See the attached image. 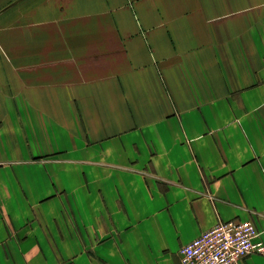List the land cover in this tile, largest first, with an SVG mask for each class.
Masks as SVG:
<instances>
[{"label": "crops", "instance_id": "obj_1", "mask_svg": "<svg viewBox=\"0 0 264 264\" xmlns=\"http://www.w3.org/2000/svg\"><path fill=\"white\" fill-rule=\"evenodd\" d=\"M233 218L264 244V0H0V264H182Z\"/></svg>", "mask_w": 264, "mask_h": 264}, {"label": "built area", "instance_id": "obj_2", "mask_svg": "<svg viewBox=\"0 0 264 264\" xmlns=\"http://www.w3.org/2000/svg\"><path fill=\"white\" fill-rule=\"evenodd\" d=\"M261 232L249 219L219 221L180 250L182 264H240L250 254H263Z\"/></svg>", "mask_w": 264, "mask_h": 264}]
</instances>
